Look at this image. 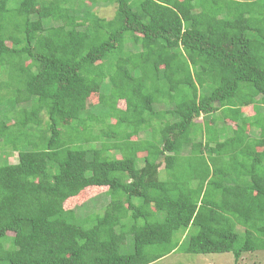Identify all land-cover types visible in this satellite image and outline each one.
<instances>
[{
	"label": "trees",
	"instance_id": "1",
	"mask_svg": "<svg viewBox=\"0 0 264 264\" xmlns=\"http://www.w3.org/2000/svg\"><path fill=\"white\" fill-rule=\"evenodd\" d=\"M4 104L0 264L264 251V0H0Z\"/></svg>",
	"mask_w": 264,
	"mask_h": 264
},
{
	"label": "rangeland",
	"instance_id": "2",
	"mask_svg": "<svg viewBox=\"0 0 264 264\" xmlns=\"http://www.w3.org/2000/svg\"><path fill=\"white\" fill-rule=\"evenodd\" d=\"M93 11L95 14L101 18L105 19H111L115 12V5L114 4H108L106 6L103 5H96L93 7ZM8 44V43H7ZM9 45V44H8ZM98 89L91 88L89 92V98L87 100V106L93 107L97 106V94ZM3 93V92H2ZM5 93V91H4ZM3 93V94H4ZM117 107L119 109L126 108V104L124 101H119L117 103ZM5 104L0 105V111L5 110ZM20 108V107H18ZM212 119V118H211ZM201 123H205L200 117L198 119ZM114 122V121H112ZM211 131L213 129V120L209 121ZM208 124V125H209ZM228 125H233V121H230ZM196 128H199L196 126ZM200 135L201 132H197L195 135V138H197V141H200ZM144 156L143 154H140L139 157ZM8 162L11 164L17 163V154L13 153L8 157ZM164 164L161 163L160 172H159V179H165L164 177V171H163ZM196 174L199 176V173L201 172V169L196 170ZM103 189H94V191L89 192L86 190L82 193L80 197H76L70 200L69 202H66L64 204L65 209L74 210L76 217L79 219H83L85 217H90L92 214L97 212H102V196L103 195ZM105 203H103V206ZM237 233L242 234L243 231L239 228H237ZM186 234H183L181 232H178L174 235L175 241H180V250L177 251L175 254H170L167 257L163 258L160 261H157L153 264H264V251H257L252 254H243L242 257L235 261L233 253H227V254H215V255H189L183 253L181 251L185 245H186ZM241 243V240L239 241Z\"/></svg>",
	"mask_w": 264,
	"mask_h": 264
}]
</instances>
